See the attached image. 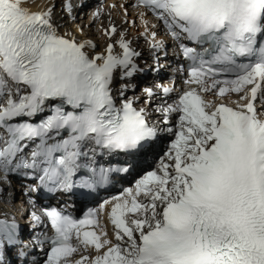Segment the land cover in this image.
I'll list each match as a JSON object with an SVG mask.
<instances>
[{
  "label": "snow or ice",
  "instance_id": "6c2138e0",
  "mask_svg": "<svg viewBox=\"0 0 264 264\" xmlns=\"http://www.w3.org/2000/svg\"><path fill=\"white\" fill-rule=\"evenodd\" d=\"M133 6L142 9L147 70L159 77L169 52L150 12L171 41L179 91L137 83L141 53L111 20L98 25L99 48L80 25L60 30L53 0L36 10L0 0V198L13 201V175L33 181L21 184L29 229L47 221L53 230L25 240L4 213L0 264H13L8 250L16 264H264V0ZM61 10L75 19L71 0ZM128 176L138 177L134 188L83 219L37 211L41 196L96 198ZM29 248L43 258L29 259Z\"/></svg>",
  "mask_w": 264,
  "mask_h": 264
},
{
  "label": "bare ground",
  "instance_id": "6f19581e",
  "mask_svg": "<svg viewBox=\"0 0 264 264\" xmlns=\"http://www.w3.org/2000/svg\"><path fill=\"white\" fill-rule=\"evenodd\" d=\"M72 1L73 0H71V3H72ZM105 1L106 0H87V1L84 0L82 2L83 6L89 7L88 11H89V16L91 18H93L92 14L94 11H96L97 9L101 10L99 21H96V20L91 21L92 23H91V26L89 27L90 29L88 30V32L86 31L85 34L89 37L94 38L96 43L98 41L96 36L100 37V39H99L100 48H103L106 45V38L101 36L100 32L98 31V25L103 24V25L107 26L109 24V20H111L117 26L118 29H126L127 30L129 38L133 41V47L136 48V50L141 53V56H140L139 60L137 61V63L139 64V66L141 68L145 69V73L138 77L137 83H139V84H151L152 81L155 79V80H157V82L167 84L170 86L172 84L171 80L174 77L176 90L179 91L181 88H183L184 85L182 83V76L180 73H178L174 70L177 67L176 66L177 64L175 63V60H176L175 56H172V55L169 56V58L165 61V63L163 62V60L161 61L163 66H168L170 64V62L173 63V66H170L168 73L166 72L167 74L165 73L159 77H156L154 74H153L154 75L153 76L151 74V72L147 70L148 65H150L152 63V61H151V58H150V55L148 52V46L145 43L144 39L141 38V36H140L141 32L144 30V26L143 25L141 26L142 23L140 22V19L138 18V21H139L141 28L139 27L140 28L139 31H136L135 28H133L135 26L134 23H130V25L126 26V23L124 22L125 19H123L122 15H121V13H122L124 18H125L127 16V15H125V10L128 13L127 9H129V12L132 13V16H134L133 14L137 13L138 17H139V13L142 11V9H139V8H136L133 6L134 0H108L107 4L105 3ZM29 2L32 5L33 10H36L39 6H42L43 4H45L47 2V0H29ZM53 2L56 5L55 12H56L57 19L60 20L61 24L63 25L60 30L62 32L67 31V30H74L75 26L78 24L77 22L79 19L75 18L72 21H70L68 19V17L65 15V13L61 10L63 3H64V0H53ZM77 2H80V0H77L76 2H74V4ZM104 3H105V5H104ZM115 4L117 5V7L116 6L111 7L112 5H115ZM121 5H123V7H121ZM78 9L79 8L76 7V9L73 10V13H72L73 16L75 15V12ZM144 11H146V10H144ZM109 13H110V16H109ZM77 16H78V14L76 15V17ZM132 16H131V18H129L127 20L132 21L134 18ZM145 19L148 20L150 28H151L152 24H156L157 28L154 30L157 32V35L159 34V36L163 37L162 39L167 40V37L164 36L162 29L159 25V21H157L156 18L150 12H146ZM128 27L130 28V30H128L129 29ZM157 39H160V38L157 36ZM169 42L171 44V41H169ZM97 44H99V43H97ZM160 73H161V71H160ZM137 92H139V89H137ZM129 95H131V93H129ZM232 98L235 99L236 98L235 95H233ZM158 118L159 117L155 113H153L150 116V119L153 121L158 120ZM172 119L175 120L176 117L174 116ZM165 142H166L165 139H162L160 141L159 146H160L161 151H163V149H164ZM127 185H128V187H133V188L135 186V184L133 186H130L129 184H127ZM116 187H118L117 184L112 188V190H118V191L113 192L111 190V192L113 194H117V193H120L122 191V189L120 187L118 189ZM15 188L19 191H22V187L19 184L18 185L16 184ZM62 197H64V196H62ZM4 213L8 214L7 217H10V215H15V216H17V218L21 217L20 220L22 222H26L29 220V218L28 219L24 218L25 217V209H24V198L22 195L19 196L17 201H14V202L12 201L11 203H5L4 199L0 198V216H4L3 215ZM20 227L24 233H27V226L22 224ZM24 239L27 240L28 237H25ZM8 256L13 261V264H16V260L14 259V254L11 250L8 251Z\"/></svg>",
  "mask_w": 264,
  "mask_h": 264
},
{
  "label": "rangeland",
  "instance_id": "374dc122",
  "mask_svg": "<svg viewBox=\"0 0 264 264\" xmlns=\"http://www.w3.org/2000/svg\"><path fill=\"white\" fill-rule=\"evenodd\" d=\"M77 1V0H76ZM87 1V0H86ZM74 2L75 1H72V7H73V10H75L76 9V7H78L79 9L75 12V15H74V17L75 18H78L79 20H78V24L77 25H80L81 27H83L84 28V31L86 32H88V30L90 29L89 27L91 26V21H93L94 19L93 18H91L90 16H89V11H88V9H89V7H86V6H77L76 4H74ZM105 3L107 4L108 3V0H106L105 1ZM105 3H104V5H105ZM115 6L117 7V5L115 4ZM128 10V13H127V16L124 18V16H123V14L121 13V15H122V17H123V19H125V21H128L127 19H129V18H131V16H132V13H130L129 12V9H127ZM83 12V13H82ZM78 14V16L76 17V15ZM134 16H132V17H134L133 18V20L132 21H135V23H134V27L133 28H135V30L136 31H139V29L141 28V26L143 25V24H141V26H140V24H139V21H138V14L136 13V14H133ZM57 17V16H56ZM127 25H130V23H126V26ZM140 27V28H139ZM129 28V27H128ZM138 28V29H137ZM128 30H130V28L128 29ZM160 39H162L163 37L162 36H159V34L157 35ZM97 37V39H98V41H97V43H99L98 45H99V48H100V41H99V39H100V37H98V36H96ZM99 50V49H98ZM148 69V68H147ZM168 71H169V68H167V66H163V68L161 69V73H160V76L162 75V74H165L166 72L168 73ZM166 73V74H167ZM151 74L153 75L154 73H152L151 72ZM155 75V74H154ZM153 75V76H154ZM12 192H13V194H14V200H13V202L14 201H17L18 200V198H19V196L21 195L20 193V191L19 190H17L16 188H15V184L14 183H12Z\"/></svg>",
  "mask_w": 264,
  "mask_h": 264
}]
</instances>
